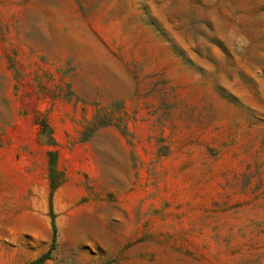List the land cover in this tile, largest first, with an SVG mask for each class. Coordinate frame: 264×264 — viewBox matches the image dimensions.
Listing matches in <instances>:
<instances>
[{"label": "rangeland", "instance_id": "obj_1", "mask_svg": "<svg viewBox=\"0 0 264 264\" xmlns=\"http://www.w3.org/2000/svg\"><path fill=\"white\" fill-rule=\"evenodd\" d=\"M49 249L264 264V0H0V264Z\"/></svg>", "mask_w": 264, "mask_h": 264}, {"label": "trees", "instance_id": "obj_2", "mask_svg": "<svg viewBox=\"0 0 264 264\" xmlns=\"http://www.w3.org/2000/svg\"><path fill=\"white\" fill-rule=\"evenodd\" d=\"M52 233H53V236H52V240H53L54 236H55V227L53 224H52ZM50 249H51V247H50ZM50 249L47 250L42 255H40L38 258L32 260L29 264H40V263H42L46 258H48V254H49Z\"/></svg>", "mask_w": 264, "mask_h": 264}]
</instances>
